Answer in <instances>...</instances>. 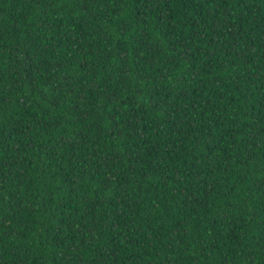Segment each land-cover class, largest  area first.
I'll return each instance as SVG.
<instances>
[{
	"label": "trees",
	"instance_id": "obj_1",
	"mask_svg": "<svg viewBox=\"0 0 264 264\" xmlns=\"http://www.w3.org/2000/svg\"><path fill=\"white\" fill-rule=\"evenodd\" d=\"M0 264H264V0H0Z\"/></svg>",
	"mask_w": 264,
	"mask_h": 264
}]
</instances>
